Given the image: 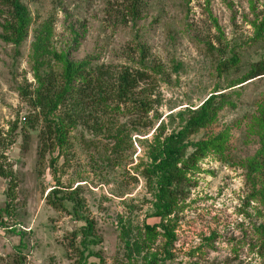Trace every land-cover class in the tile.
Masks as SVG:
<instances>
[{
	"label": "rangeland",
	"instance_id": "rangeland-1",
	"mask_svg": "<svg viewBox=\"0 0 264 264\" xmlns=\"http://www.w3.org/2000/svg\"><path fill=\"white\" fill-rule=\"evenodd\" d=\"M22 2L33 20L19 46L1 36L9 17L0 5V161L17 184L8 196L11 178L0 177V210L11 204L7 227H0V264H147L153 255L158 264H264V204L252 196L256 184L261 189L264 166L253 181L248 176L252 159L264 165V76L242 82L264 57V0H144L137 19L127 16L132 0ZM43 31L48 50L40 56L34 42ZM234 54L237 64L225 70L221 63ZM66 60H88L111 73L124 67L148 72L135 100L147 97L152 109H138L131 100L110 101L103 113L89 108V126L79 121L66 147L41 160L43 123L34 120L40 110L30 101L39 87L36 68L39 76L52 70L61 80ZM223 93L216 117L186 141L187 157L196 154L198 142L208 149L198 150L186 167L173 214L150 217L155 138L181 129L180 112ZM52 156H59L58 172L50 167ZM57 187L81 192L101 240L88 252L101 259L84 262L69 249L82 223L72 203H65L67 212L47 204ZM162 221L176 236L168 246L162 233L150 240L145 231ZM124 228L144 241L132 259Z\"/></svg>",
	"mask_w": 264,
	"mask_h": 264
},
{
	"label": "trees",
	"instance_id": "trees-1",
	"mask_svg": "<svg viewBox=\"0 0 264 264\" xmlns=\"http://www.w3.org/2000/svg\"><path fill=\"white\" fill-rule=\"evenodd\" d=\"M0 5L7 9L9 17L1 24L4 31L1 36L8 43L19 46L28 36L33 20L31 13L22 0H0ZM126 10L128 17L130 16L132 19L139 18L142 10H144V0H132ZM44 34V31L38 33L34 42L35 49L40 56L48 50L45 47H47L46 41L49 36H44ZM57 57L58 55L55 54V58ZM145 60L143 59L142 63H145ZM237 62L238 58L234 54L229 62L221 63V65L227 70L230 66L236 65ZM36 69L39 87L32 93L30 101L33 108L40 110L34 116V120L42 119L43 123L40 133L41 144L39 151L41 160H44L47 155H53L56 150H62L66 147L67 133L70 129L76 128L79 121H83L84 125L89 126V117L87 118V115L90 114L88 112L89 108H93L94 112L103 113L105 112V107L108 108L110 101L118 104L119 102L126 103L129 100L137 102L138 100H135V96L140 85L148 81L150 77L148 72L144 70H134L129 67H124L120 71L111 73L109 69H105L103 66H93L88 60L83 62L66 60L61 80L55 77L52 70L43 74V76H39L40 68ZM156 72L159 73L160 71L156 70ZM261 76H264V57L251 66L250 71L247 72L242 82ZM221 98H225L224 93L212 95L198 109L192 110L188 108L185 112H180L178 115L184 123L181 129L167 135L163 140H161V135H157L155 138L156 145L152 153L153 162L149 174L151 188L153 187L151 192L154 196V211L150 217L164 220L173 214L177 200L182 197L181 186L186 182L184 174L186 167L193 160L191 158L198 155V150L206 152L208 149L207 144L198 142L196 154L194 153L187 157L189 143L186 144V141L212 122L217 115L218 107H220L219 101L217 102L216 100ZM138 103L136 106L138 109L141 108V110L146 112L152 109L151 100L149 101L147 97H140ZM109 108L111 107L109 106ZM184 113L188 116L186 121L183 120ZM32 126L34 127V124ZM94 132L98 131L95 130ZM223 149L221 144L215 146V152L222 154ZM1 158L4 157L1 156ZM58 158L59 156H52L51 158L50 167L55 170L54 172H58L56 170ZM262 166L264 165L257 162L256 158L248 163L250 181H253L252 175L255 172H259ZM261 176L263 177L261 179V189L256 190V184L252 196L255 198L259 196L264 204V174ZM0 177L11 178L8 196H14L17 187L15 178L13 173L1 161ZM46 200L50 207L59 212L69 211L66 207V202L73 204L72 215L78 223H82V226L79 230L72 232L69 249L75 250L79 254L81 261L84 262L90 257L101 259L97 252H88L90 246L99 245L101 240L96 233V222L84 212L86 202L79 189L64 191L57 187L48 194ZM10 206L11 204L0 210V227H7L6 215L8 217L11 216ZM145 228L146 235L149 236L150 240L156 239L162 233L167 239L168 246L176 239L172 227L163 221L154 226L146 225ZM159 228L163 232H159ZM132 235L131 228H124L121 234L128 259H132V257H135L134 253L139 254L144 249V241H140L139 238H134ZM262 237L263 242L260 246V252L264 256V231ZM166 252L170 253L169 250H166ZM170 256L171 253L168 257L170 258ZM147 264H158L157 256L153 255L152 259L147 261Z\"/></svg>",
	"mask_w": 264,
	"mask_h": 264
}]
</instances>
